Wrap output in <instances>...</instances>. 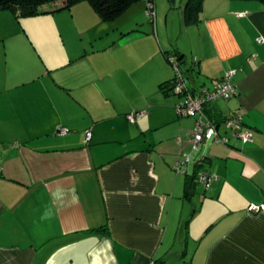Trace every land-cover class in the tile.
Wrapping results in <instances>:
<instances>
[{
    "label": "crops",
    "instance_id": "crops-1",
    "mask_svg": "<svg viewBox=\"0 0 264 264\" xmlns=\"http://www.w3.org/2000/svg\"><path fill=\"white\" fill-rule=\"evenodd\" d=\"M185 1H155V29L141 2L113 22L85 2L0 12V264H264V213L246 211L264 205V7L204 0L185 25ZM174 48L194 89L237 70V97L206 108L230 138L206 150V191L172 170L193 129L158 88ZM233 111L251 143L220 125Z\"/></svg>",
    "mask_w": 264,
    "mask_h": 264
},
{
    "label": "trees",
    "instance_id": "trees-1",
    "mask_svg": "<svg viewBox=\"0 0 264 264\" xmlns=\"http://www.w3.org/2000/svg\"><path fill=\"white\" fill-rule=\"evenodd\" d=\"M155 1L156 0H154L153 4H154V7L156 8ZM203 1L204 0H186L185 1V4L183 6V20H184L185 25H193V24H196L198 22V16L202 11ZM240 1H256L264 7V0H240ZM82 2L89 4L91 9L98 15V17L101 19L102 22H113L114 20L119 18L121 15H123L134 4H137L140 2H144L145 11H146L145 0H0V12H11L14 15H17L18 18H31V17H35L38 15H42L44 13L46 14V13L68 10L71 7H73L74 5L82 3ZM147 19H148V22L152 25V28L155 29V27H156V9H155V17L152 20H150L149 18H147ZM161 53H162V56L164 57L165 61L167 62V64H169L172 68L174 65L170 62V59L173 58L177 62L178 69L181 73V78L185 81L186 87L189 90V93L195 95L201 89H205L208 91H211L213 89L215 82L212 83L211 87L202 86V87H199L197 89H194L192 87V85H193V83L191 82L192 80L190 79V77H187L188 76L187 72L183 67V65L186 63V60L184 59V56L182 55V53H180L177 49L174 48L172 50H163V51H161ZM252 60H254V57H252L250 61H252ZM197 65H198V59L193 57L190 60L189 69H194ZM230 70H232V69H230ZM236 72H237V70H236ZM177 80H178V75L173 68L172 79L161 83L158 88L160 91L165 92L166 94L171 92L173 95H176V96H179L180 98H182V96L175 93V86L177 84ZM219 80H217V81H219ZM234 97H237V95L232 96L229 99L218 98V99L214 100L213 102L205 104L204 105V113H205V116L207 117V119L213 121L206 113V111H207L206 108L208 107V105H211L212 103H216L218 101H229L230 99H232ZM175 108H176V106H175ZM175 108H174V110H175ZM142 112L145 113L144 111H142ZM135 113H140V112H135ZM175 113H176V111H175ZM234 113H237V111H233L230 115L224 117V119L221 121L220 125H222L225 129L229 130L228 128H226L224 126V121L227 120ZM127 116H126V119H127ZM130 124H132V123H130ZM215 125L218 128V124L215 123ZM241 126L243 129L250 130L252 132L251 141H249L247 143H243L241 140H238L235 137H233L231 130H229L231 132V139L233 138V140L235 142L237 141V142L244 144V145L251 143L253 141L254 132L252 131V129L246 127L243 124V121L241 123ZM87 132H89V131H87ZM86 133H85V138H86ZM222 138H225L227 140V143L221 144V143L213 142L211 144H207L206 147H204L201 151L202 153H203V151H205V153H204L205 155L203 154L202 158L200 160L196 161L194 163V165L193 164L181 165L182 164L181 160L183 159V157H182V159H180V161L175 162L172 170L175 174L181 173L185 177V179L187 180V182H186V190L187 191L186 192H189V190L192 187H194L196 184L201 185L202 189L204 191H206L207 189H209L211 187L212 183H214L218 180V177L215 174H213V172H211L207 168L206 163L208 162V160H210V157L207 156L206 150L211 145H214V144H219L222 146H230V143H229L230 138H227V137H222ZM177 165H181L180 168L176 169ZM202 172H207L210 176L214 177V179L212 180V182L208 188L204 187L199 182L198 177H199V174ZM250 206L251 205H249L248 209L246 210L248 213H250V211H249ZM257 206H260V205H257Z\"/></svg>",
    "mask_w": 264,
    "mask_h": 264
},
{
    "label": "built area",
    "instance_id": "built-area-1",
    "mask_svg": "<svg viewBox=\"0 0 264 264\" xmlns=\"http://www.w3.org/2000/svg\"><path fill=\"white\" fill-rule=\"evenodd\" d=\"M146 2V17L152 20L155 17V7L154 0H145ZM244 14H238V17L243 16ZM170 62L174 65L173 68L178 75L177 84L175 86V93L182 96V102L176 105L175 111L179 118H189L193 120V129L191 135L188 138V142L191 147L190 154H184L183 159L181 160V165L193 164L202 158V149L206 147L207 144L213 142L216 143H227L225 138L219 136L217 127L215 123L205 116L204 105L214 100L229 99L232 96L237 95V90L235 85L232 83V79L236 74V70H227L224 72L222 78L215 82L213 89L211 91L201 89L197 94L189 93V90L186 87L185 81L181 78V73L178 69L177 62L171 58ZM143 112L132 113L127 116L129 123H134L143 116ZM242 116L240 113H234L227 120L224 121V126L231 130L233 137L238 140H241L243 143L251 141L252 132L250 130H245L241 126ZM66 129H61L59 131L60 135L67 134ZM91 133H86V140L89 141ZM178 142H181L180 137L177 138ZM201 153V155H200ZM192 155H196V158H193ZM181 165H177V168H180ZM199 182L206 188H208L214 179L213 176H210L207 172H202L199 174ZM250 213H264V205H251L249 207Z\"/></svg>",
    "mask_w": 264,
    "mask_h": 264
},
{
    "label": "rangeland",
    "instance_id": "rangeland-1",
    "mask_svg": "<svg viewBox=\"0 0 264 264\" xmlns=\"http://www.w3.org/2000/svg\"><path fill=\"white\" fill-rule=\"evenodd\" d=\"M156 1H159L160 2V0H156ZM167 2H168V4H169V0H166ZM142 3V5L144 6V8H145V4H144V2H141ZM176 6H178V0H177V2H176ZM143 14L145 15H142V19H145V21L147 20L148 21V19H147V17H146V14H145V12L143 11ZM150 28H152V25L151 24H149L148 25ZM168 66H169V68L171 69V71H172V74H173V68L168 64ZM174 97V98H173ZM171 98H173L174 100H175V105H174V108H175V106L176 105H178V104H180L181 102H182V98H180L179 96H171Z\"/></svg>",
    "mask_w": 264,
    "mask_h": 264
},
{
    "label": "clouds",
    "instance_id": "clouds-1",
    "mask_svg": "<svg viewBox=\"0 0 264 264\" xmlns=\"http://www.w3.org/2000/svg\"><path fill=\"white\" fill-rule=\"evenodd\" d=\"M47 215V214H46Z\"/></svg>",
    "mask_w": 264,
    "mask_h": 264
}]
</instances>
